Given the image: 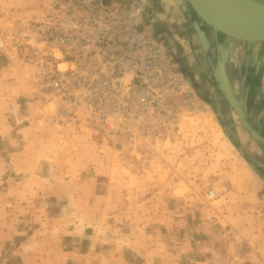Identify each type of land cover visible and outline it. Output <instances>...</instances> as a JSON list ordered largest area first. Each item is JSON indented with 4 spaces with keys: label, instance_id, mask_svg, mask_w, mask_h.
Wrapping results in <instances>:
<instances>
[{
    "label": "crops",
    "instance_id": "crops-1",
    "mask_svg": "<svg viewBox=\"0 0 264 264\" xmlns=\"http://www.w3.org/2000/svg\"><path fill=\"white\" fill-rule=\"evenodd\" d=\"M96 1L107 5L113 0ZM144 1L155 28L161 22L182 26L189 19L198 30L201 20L188 0ZM51 3L0 0V26L10 21L11 12L41 14ZM248 51L252 62L256 56L262 62L260 81L264 43H249ZM61 55L64 52L54 54L57 59ZM11 58L0 46L2 264H68L70 260L83 264H264V243L251 239L254 228L249 212L255 209L254 199L238 205L228 202L221 207L228 209L219 213L222 216L217 210L225 197L212 200L209 213L201 204H194L189 212L183 211L184 205L175 207L166 173L141 175L118 156V149L112 161L106 153L97 156L80 142L89 134L73 124L59 125L53 111L40 112L43 107L27 101L30 78L25 71L18 77L16 68L20 71L24 66ZM63 64L70 62L57 60V66ZM261 83L258 107L263 111L254 114L264 130V77ZM57 137L68 142L54 144ZM109 149L102 147L112 153ZM60 216L67 219L60 222ZM59 223L66 224L65 228H59Z\"/></svg>",
    "mask_w": 264,
    "mask_h": 264
},
{
    "label": "rangeland",
    "instance_id": "rangeland-1",
    "mask_svg": "<svg viewBox=\"0 0 264 264\" xmlns=\"http://www.w3.org/2000/svg\"><path fill=\"white\" fill-rule=\"evenodd\" d=\"M52 5H47L43 13L49 12ZM35 12H11L10 21L0 26V46L11 53L16 64L24 66V70L16 68V74L21 77L25 71L30 78L31 87L25 93L27 101L43 107L40 112L49 114L53 111L59 125L73 124L89 134L80 142L90 146L97 156L106 153L108 160L112 161L115 159L114 149H118V156L128 165L133 164L141 175L147 176L148 171L156 177L166 173L171 179L168 188L169 195L173 196L172 203L175 207L184 205L183 211L189 212L194 204H201L209 213L212 200L225 197L217 210L218 214L225 213L228 209L221 207H226L228 202L238 205L243 200L254 199L255 209L249 212L250 224L254 228L251 239L264 243V144L247 130L227 98L213 85L208 57L218 50V45L213 44V49L210 47L208 52L189 19L182 26L170 27L161 22L156 26V33L167 43L164 45L176 64L177 77L170 76L165 87L104 89L102 78L98 77L102 76V58L83 60L71 76L56 72L57 60L74 63L76 60L70 53L59 59L54 56L45 42L50 34V23L46 20L51 13L43 16L42 19H46L42 21L44 27L36 32L34 24L42 20V13ZM180 14L184 18V13ZM148 26L152 31L153 25L148 23ZM202 26L208 34H214V28L203 21ZM225 40L230 44L234 39ZM245 50V45L232 43L228 52L227 69L241 97L245 91L242 80L250 63ZM183 56L189 61V75L180 62ZM63 65L64 69L68 66ZM263 77L264 73L258 84ZM258 87L251 97L253 113L263 111L258 107ZM142 96L149 97V102L140 103ZM155 98L161 103L153 102ZM48 103H52V107ZM255 118L258 123L260 117ZM65 139L57 137L53 142L65 146L68 142ZM102 147L113 152L102 151ZM97 174V171L93 172V176ZM63 219L67 218L61 217L59 221ZM97 219H101L99 215ZM225 222L230 225L229 221ZM239 223H243L242 220H238ZM65 226L59 223V228ZM70 262L68 264H83L75 260Z\"/></svg>",
    "mask_w": 264,
    "mask_h": 264
},
{
    "label": "built area",
    "instance_id": "built-area-1",
    "mask_svg": "<svg viewBox=\"0 0 264 264\" xmlns=\"http://www.w3.org/2000/svg\"><path fill=\"white\" fill-rule=\"evenodd\" d=\"M52 4L41 17L51 13L50 18L34 24L36 32L44 27L42 21H49L45 42L51 52L70 53L76 60L65 69L58 66L56 72L71 76L80 62L99 57L102 76L98 77L104 89L165 87L170 76L177 77L171 53L149 30L144 0H113L107 5L96 0H53ZM152 101L161 103L159 98ZM139 102L147 103L149 97L142 96Z\"/></svg>",
    "mask_w": 264,
    "mask_h": 264
},
{
    "label": "water",
    "instance_id": "water-1",
    "mask_svg": "<svg viewBox=\"0 0 264 264\" xmlns=\"http://www.w3.org/2000/svg\"><path fill=\"white\" fill-rule=\"evenodd\" d=\"M196 17L217 31L218 50L225 38L247 43H264V1L263 0H188ZM197 22L202 40L209 52L208 31ZM223 84V92L238 111L244 122L249 125L248 115L233 90L232 80L227 73L226 64L218 73ZM255 136L264 142V137L250 127Z\"/></svg>",
    "mask_w": 264,
    "mask_h": 264
},
{
    "label": "flooded vegetation",
    "instance_id": "flooded-vegetation-1",
    "mask_svg": "<svg viewBox=\"0 0 264 264\" xmlns=\"http://www.w3.org/2000/svg\"><path fill=\"white\" fill-rule=\"evenodd\" d=\"M148 22H149V20H148ZM149 25L150 26L153 25L152 22L151 23L149 22ZM152 31L156 34V36H158L163 41V43L167 44L165 42V39L163 37H161L160 35H158V33H156V28H155L154 25H153ZM214 31L215 32H214L213 35L212 34H208L207 35V38L209 39V47H211V49H213V44L215 45V47H217L216 45H218V43H217V31L215 29H214ZM197 32H198V35L200 37V41L203 43V46H204V42L202 40V34L199 33L198 30H197ZM213 39H214V41H213ZM230 41H231V43L229 44L228 41H226L224 39V42H223V44L221 46V50L219 51V50L216 49V51H214L212 57H208L209 67H210V69H211V71L213 73V81H212L213 82V85L215 86V88L219 92H222L223 97H226V98H227V94L225 92H223V88H222L223 81H222L221 77L218 75V73H221L222 72V67H223L224 63L226 64V69H227V64L229 66V61L230 60H229V57H228V52H229L230 45H232V43H233L232 40H230ZM240 42H242V41H240ZM241 44L242 45H245V47H246V50H245V52H246V58H247V60L249 59L250 60V63L252 64V65H250V63H249L247 65V70H246L247 71V75H245L243 77V80H242V83H243V85L245 87V91L243 93L244 94L243 97H241L238 94L237 89L234 86V80L230 76L228 69H227V73L229 74V76H230V78L232 80L233 90H234V93H235L236 97L241 102V104L243 105L244 109L247 112L249 125H247L244 122V120L242 119V117L240 116V114L238 113V111L235 109V107L232 105V103L229 102L228 98H227V101L236 110L237 114L240 116L241 120L244 122L247 130L253 136H255V134L252 132V130H251L250 127H252L253 129H255L260 135H262L264 137V130L255 121V119H256L255 116L256 115L253 113L252 107H251V99H252L251 97L253 96V92H255L254 89H256L257 86L259 85L258 84V82H259L258 70H259L261 64H260V61H259V56H256V60L254 62L251 61L252 56L250 57L249 51H247L248 50V44L249 43L245 42V43H241ZM239 45H240V43H239ZM248 57H250V58H248ZM186 58L187 57L183 56L182 58H180V62L182 64L183 68L185 69V71L187 72V74L189 75V73L187 71L188 70V66H189L188 65L189 64V61ZM255 70H256V72H254ZM251 75H253L254 77H251ZM260 141H261V143L264 144V142L262 140H260ZM250 161H252V159H250Z\"/></svg>",
    "mask_w": 264,
    "mask_h": 264
}]
</instances>
